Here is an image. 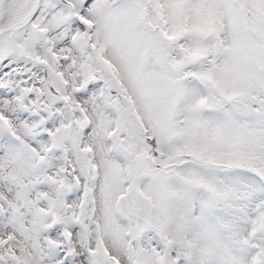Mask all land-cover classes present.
<instances>
[{
	"label": "snow or ice",
	"instance_id": "1",
	"mask_svg": "<svg viewBox=\"0 0 264 264\" xmlns=\"http://www.w3.org/2000/svg\"><path fill=\"white\" fill-rule=\"evenodd\" d=\"M0 264H264V0H0Z\"/></svg>",
	"mask_w": 264,
	"mask_h": 264
}]
</instances>
